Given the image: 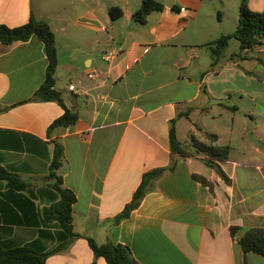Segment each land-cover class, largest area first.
I'll use <instances>...</instances> for the list:
<instances>
[{"label": "crops", "instance_id": "0c3cea01", "mask_svg": "<svg viewBox=\"0 0 264 264\" xmlns=\"http://www.w3.org/2000/svg\"><path fill=\"white\" fill-rule=\"evenodd\" d=\"M142 1L0 0V25L20 27L32 16L48 22L58 49L55 90L79 115L49 132L65 109L33 100L47 77L44 43L33 36L0 44V167L27 183L16 190L0 178V246L55 247L42 232L58 231L44 211L60 200L50 179L59 143L63 187L76 195L74 229L83 237L127 246L138 264H264L260 255L244 257L238 243L264 228V53L259 46L230 53L232 38L214 65L207 47L235 32L241 0H156L164 9L145 24L134 20ZM248 4L264 12V0ZM112 7L123 16L112 19ZM71 84L82 93L69 92ZM173 121L181 142L211 133L231 148L219 162L230 182L204 157L172 153ZM173 164L116 222L143 176ZM94 262L107 264L78 238L46 264Z\"/></svg>", "mask_w": 264, "mask_h": 264}, {"label": "trees", "instance_id": "16d2710c", "mask_svg": "<svg viewBox=\"0 0 264 264\" xmlns=\"http://www.w3.org/2000/svg\"><path fill=\"white\" fill-rule=\"evenodd\" d=\"M248 3L249 0H241L239 24L235 32L231 35H223L213 43L207 45L210 48L214 65L222 59L229 48L232 38L240 42L241 53L250 51L262 44L264 39V12H253ZM163 9L164 5L156 0H143L140 9L134 14V20L145 24L152 12L162 11ZM109 14L112 19L117 20L123 16V10L120 7H112L109 10ZM33 36H37L44 43L45 53L49 62L46 81L37 91L33 100L45 102L55 101L64 107V115L51 125L49 132L58 127L68 128L73 126L78 122L79 115L77 112L71 111L65 106L61 93L55 90L58 49L55 34L48 22L38 20L32 16L27 24L20 27L10 28L5 25H0L1 45L9 47L17 43L27 42ZM2 111L3 109L0 108V112ZM203 137L205 141L199 139L195 134H191L188 141L181 142L177 137L175 121H173L170 129L171 151L173 154L182 158L204 157L205 163L210 168L214 169L225 181L230 182L226 173L219 165V162L228 160L231 148L229 146H219L217 144L218 137L214 134L204 133ZM63 157V146L57 143L51 165L50 179L53 181L52 187L60 195V200L51 208L46 209L44 214L48 219L57 221L58 231L52 235L42 232V235L56 242L55 247L48 251H40L34 245L13 248L0 246V264H46L49 257L65 250L78 238H86L96 259L103 258L107 264H138L129 247L115 243L99 244L95 239L83 237L75 231L73 206L77 198L73 191L63 187V177L60 175L63 167ZM173 168L174 164L168 168L156 169L146 173L132 202L116 218V222L128 218L131 212L140 206L143 198L150 190L152 182L161 178L167 171ZM194 177L202 183L207 184L205 178L197 175ZM0 178L9 181L11 187L16 190H24L27 188V183L22 181L17 175L11 174L1 167ZM230 231L232 236L235 237L240 231V228L231 227ZM238 243L244 257L248 253H254L264 257V228H253L246 231L244 235L238 238ZM92 264H96V262ZM242 264L245 263L243 262Z\"/></svg>", "mask_w": 264, "mask_h": 264}, {"label": "built area", "instance_id": "2783aa9c", "mask_svg": "<svg viewBox=\"0 0 264 264\" xmlns=\"http://www.w3.org/2000/svg\"><path fill=\"white\" fill-rule=\"evenodd\" d=\"M260 47V51L264 53V39H263V42L262 44L259 46ZM110 57H107V59H109ZM97 76V74L95 72H91L88 74V77L89 79H95ZM68 90L69 92L71 93H74V94H81L82 93V90L79 89L76 85L74 84H71L69 87H68Z\"/></svg>", "mask_w": 264, "mask_h": 264}, {"label": "rangeland", "instance_id": "374dc122", "mask_svg": "<svg viewBox=\"0 0 264 264\" xmlns=\"http://www.w3.org/2000/svg\"><path fill=\"white\" fill-rule=\"evenodd\" d=\"M238 44H239L238 40L233 39L232 42H231V46H230L229 52L232 53V52L239 51L240 49H239Z\"/></svg>", "mask_w": 264, "mask_h": 264}]
</instances>
